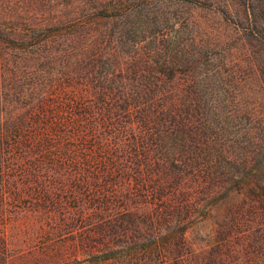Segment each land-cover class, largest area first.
I'll return each mask as SVG.
<instances>
[{"label": "trees", "instance_id": "obj_1", "mask_svg": "<svg viewBox=\"0 0 264 264\" xmlns=\"http://www.w3.org/2000/svg\"><path fill=\"white\" fill-rule=\"evenodd\" d=\"M22 4L0 0V264H264V124L219 143L194 68L106 4ZM238 196L207 246L188 239Z\"/></svg>", "mask_w": 264, "mask_h": 264}, {"label": "rangeland", "instance_id": "obj_2", "mask_svg": "<svg viewBox=\"0 0 264 264\" xmlns=\"http://www.w3.org/2000/svg\"><path fill=\"white\" fill-rule=\"evenodd\" d=\"M34 1L22 0V12H19L22 18L34 20L38 15L71 18L80 12H97L94 3L106 4L107 12L131 18L127 22L122 19L120 26L136 30L140 35L143 32H155L157 38L163 35L164 41L155 40L154 44L150 40L144 44L145 48H155L160 42V47L183 60L185 67L194 68L188 77L200 93L219 100L215 116L219 122V143L243 139L238 131L240 126L256 128L264 124V34H260L264 25L256 14L264 12V0H83L80 3L40 0L38 5ZM245 107L247 112L241 117ZM239 199L240 196L226 200L227 203L221 201V206L207 211L203 227L191 229L188 239L196 246H207L210 242L203 240V236L213 229L220 230L222 216ZM229 262L254 264V259L242 254L229 258Z\"/></svg>", "mask_w": 264, "mask_h": 264}]
</instances>
